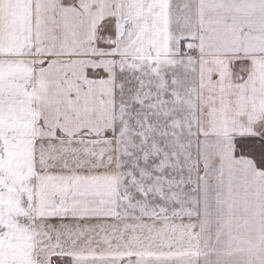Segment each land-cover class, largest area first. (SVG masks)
Instances as JSON below:
<instances>
[{
	"label": "snow or ice",
	"instance_id": "snow-or-ice-1",
	"mask_svg": "<svg viewBox=\"0 0 264 264\" xmlns=\"http://www.w3.org/2000/svg\"><path fill=\"white\" fill-rule=\"evenodd\" d=\"M0 264H264V0H0Z\"/></svg>",
	"mask_w": 264,
	"mask_h": 264
}]
</instances>
